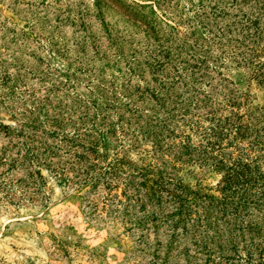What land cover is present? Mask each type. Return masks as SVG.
Masks as SVG:
<instances>
[{"label":"trees","instance_id":"1","mask_svg":"<svg viewBox=\"0 0 264 264\" xmlns=\"http://www.w3.org/2000/svg\"><path fill=\"white\" fill-rule=\"evenodd\" d=\"M191 1L177 19L114 1L141 43L103 20L102 42L23 25L25 59L0 37V207H47L45 170L142 264H264V0Z\"/></svg>","mask_w":264,"mask_h":264},{"label":"rangeland","instance_id":"2","mask_svg":"<svg viewBox=\"0 0 264 264\" xmlns=\"http://www.w3.org/2000/svg\"><path fill=\"white\" fill-rule=\"evenodd\" d=\"M114 1L127 3L136 11L140 10L139 4L152 3L141 9L150 14L152 9L158 10L155 6L158 3L161 8L170 10L174 19L192 14L187 11L191 0H0V37L5 35L9 39L12 36L9 29H13L18 43L10 45L23 49L19 53L23 59L27 58L26 53L38 50L39 45L35 40H29L25 46L21 44L19 35L23 25L32 24L33 32L38 35L52 31L58 39L69 43L85 32L95 34L102 42L103 20L108 29L130 37L134 43L144 41L143 27L125 15ZM173 18L170 16L169 21ZM0 118L7 121L2 110ZM5 141L0 136V146ZM42 173L46 193L50 196L47 207L40 204L35 208L0 207V264L145 263L139 248L136 253L133 250L136 235H129L119 221L112 224L110 216L103 211H96L91 217L81 212V200L69 197L74 194L69 184L63 185L45 170ZM216 179L211 175L204 183L214 185ZM187 180L193 181L190 177ZM88 220L92 224L87 227Z\"/></svg>","mask_w":264,"mask_h":264}]
</instances>
